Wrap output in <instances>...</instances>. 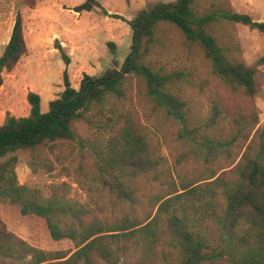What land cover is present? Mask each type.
<instances>
[{
	"label": "trees",
	"instance_id": "trees-1",
	"mask_svg": "<svg viewBox=\"0 0 264 264\" xmlns=\"http://www.w3.org/2000/svg\"><path fill=\"white\" fill-rule=\"evenodd\" d=\"M195 2L149 4L131 19L109 13L98 0L73 8L78 13L99 8L104 16L127 22L131 41L122 63L97 75L83 73L75 87L67 70L70 56L56 42L64 65L62 91L42 111L40 94L29 90V113L8 112L0 123V201L17 205L22 215L43 218L51 239H68L73 249L37 248L0 216V264H264V122L254 103L263 96L264 54L246 64L238 46L236 54L228 53L210 31L218 23L242 24L264 34V20L232 10L227 0L211 2L202 12ZM23 4L33 8L36 0ZM163 22L202 48L216 79L207 96L208 114L192 125L182 94L195 81L184 70L155 68L151 57ZM107 46L116 54L114 42ZM26 53L17 11L0 54V86L4 73ZM204 81L198 80L200 88ZM142 102L150 105V116L162 112L178 124V138L202 153L198 176H182L180 160L172 166L159 154V141L142 123ZM74 120H83L99 136L89 146L98 172L82 179L96 184L110 211L94 200V207L73 200L66 182L45 192L18 181L17 152L75 139ZM29 165L33 171L39 165L52 170L49 162Z\"/></svg>",
	"mask_w": 264,
	"mask_h": 264
},
{
	"label": "rangeland",
	"instance_id": "rangeland-1",
	"mask_svg": "<svg viewBox=\"0 0 264 264\" xmlns=\"http://www.w3.org/2000/svg\"><path fill=\"white\" fill-rule=\"evenodd\" d=\"M83 1L36 0L34 9H31L23 4L24 0H0V54L9 39L17 11L22 13L27 42V53L12 71L4 73L0 86V123L8 112L17 117L29 113L26 100L29 90L41 92L42 111H46L48 102L58 96V87L63 86L64 67L59 51L55 48L56 42L90 72L100 74L109 66H120L129 51L130 27L122 19L104 16L99 8L90 12H75L73 8ZM98 1L109 13L131 19L149 4L174 0ZM216 1L218 0H196L195 10L202 12L211 2ZM227 1L232 10L248 13L255 20H264V0ZM210 31L228 53L236 54L239 50L246 64L253 63L264 54V34L257 30H251L242 24H236L233 28L218 23ZM108 41L115 43L116 54L111 53ZM151 57L156 61L155 68L162 66L168 71L184 70L195 81L186 87L182 97L188 102L189 123L192 125L196 121H202L208 114L207 96L216 83L209 72L210 67L205 61L202 48L190 43L175 25L163 22L155 31ZM76 64L77 62L75 66ZM80 65L72 70L71 75L68 73L74 85L78 84L83 75ZM199 79L206 80L202 83V88L198 86ZM263 96L254 99L260 124L264 122ZM139 111L145 130L154 140L159 141V154L168 164L174 166L180 160L182 176H198L203 170L202 153L193 152L190 142L178 138L180 126L165 119L162 112L150 116L149 104L142 102ZM72 126L76 135L73 140H58L53 146L46 143L33 151L26 149L17 152L15 171L18 181L31 187H39L45 192L52 184L66 182L69 196L73 200L91 204L92 207L95 206L91 203L94 200L110 211L112 208L100 197L96 184L82 179L98 172L91 163L93 153L89 146L99 136L83 120H74ZM32 160H39L40 164L49 162L52 170L48 172L46 166L39 165V169L33 171L29 165ZM0 216L9 230L37 248L47 251L73 249V243L68 239L52 240L45 220L35 215H22L17 205L0 201Z\"/></svg>",
	"mask_w": 264,
	"mask_h": 264
},
{
	"label": "crops",
	"instance_id": "crops-1",
	"mask_svg": "<svg viewBox=\"0 0 264 264\" xmlns=\"http://www.w3.org/2000/svg\"><path fill=\"white\" fill-rule=\"evenodd\" d=\"M31 9H34V8H31ZM26 43H27V42H26ZM70 59H71V61H70V64L67 66V70H68V73L71 75L72 70H74L76 66H79L80 63H79V61H76V60L74 59V57H70ZM75 62H77L76 66H75ZM63 67H64V65H63ZM80 67L82 68V70H83L82 72H83V73H87V74H90V75H97L96 72H90V71H88V70L85 68V66H83V65H80ZM59 68H62V67L59 66ZM69 78H70V77H69ZM70 81H71V79H70ZM71 84H72L73 86L77 87V85L79 84V81H78V84H77V85H74L73 83H71ZM61 87H62V88H61ZM58 88H59L58 92H61L62 89H63V86L60 85ZM35 92L41 94L40 91H35Z\"/></svg>",
	"mask_w": 264,
	"mask_h": 264
}]
</instances>
